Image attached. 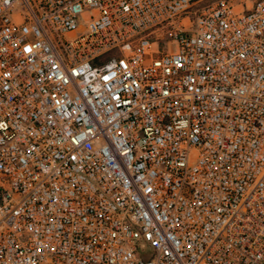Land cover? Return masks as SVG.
I'll use <instances>...</instances> for the list:
<instances>
[{
    "label": "built area",
    "instance_id": "built-area-1",
    "mask_svg": "<svg viewBox=\"0 0 264 264\" xmlns=\"http://www.w3.org/2000/svg\"><path fill=\"white\" fill-rule=\"evenodd\" d=\"M0 0V264H264V0Z\"/></svg>",
    "mask_w": 264,
    "mask_h": 264
},
{
    "label": "rangeland",
    "instance_id": "rangeland-1",
    "mask_svg": "<svg viewBox=\"0 0 264 264\" xmlns=\"http://www.w3.org/2000/svg\"><path fill=\"white\" fill-rule=\"evenodd\" d=\"M217 1H221V0H203L199 5L200 7H204L206 5L213 4ZM226 1H230L235 6V10H241L243 8H247L248 6H251L252 3H254V1L256 0H226Z\"/></svg>",
    "mask_w": 264,
    "mask_h": 264
}]
</instances>
